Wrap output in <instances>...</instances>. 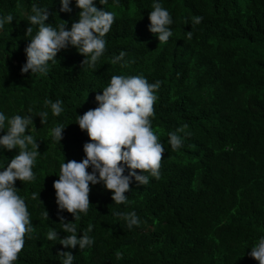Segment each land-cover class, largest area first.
<instances>
[{"label":"trees","instance_id":"trees-1","mask_svg":"<svg viewBox=\"0 0 264 264\" xmlns=\"http://www.w3.org/2000/svg\"><path fill=\"white\" fill-rule=\"evenodd\" d=\"M35 2L48 8L47 23L64 20L70 27L78 20L75 0L71 12H60L59 0ZM95 2L115 15L96 69L82 65L83 55L69 46L46 74L31 76L20 68L33 0H0V14L14 16L0 30V110L9 116L29 108L33 115L48 112L45 123L33 117L36 178L15 181L33 230L14 264H60L59 251L72 252L73 264H258L247 253L264 235V0H162L173 19V35L162 43L148 28L152 0ZM196 15L203 17L199 24L192 23ZM121 50L128 63L113 64ZM115 74L161 82L150 117L165 148L160 176L145 185L133 181L121 204L102 183L90 184L88 212L76 224L78 235L93 225L94 244L66 248L45 238L50 227L60 231L52 182L63 159L85 155L89 137L75 123L76 113L96 107V93ZM46 98L60 99L64 111L52 115ZM56 123L66 125L60 144L49 136ZM184 125L183 145L173 150L168 133ZM16 152L3 150L0 164ZM117 211H135L140 224L129 228ZM62 215L73 220L66 210Z\"/></svg>","mask_w":264,"mask_h":264},{"label":"clouds","instance_id":"clouds-1","mask_svg":"<svg viewBox=\"0 0 264 264\" xmlns=\"http://www.w3.org/2000/svg\"><path fill=\"white\" fill-rule=\"evenodd\" d=\"M107 3L108 0H99L101 5ZM59 5L60 12L72 11V0H59ZM75 6L80 9L78 20L67 27L64 20L61 23H47L50 15L48 8L33 0L31 11L27 14L29 26L26 29V35L31 38L24 48L26 60L20 68L21 73L31 76L46 74L49 62H55L57 53L69 46L75 47L83 55L82 65L96 69L97 61L106 50L105 34L110 31L115 15L105 7L98 8L95 0H75ZM148 18L149 31L158 38L159 43L167 42L173 35L170 27L173 19L168 9L162 6V0H152ZM13 19L12 14H0V30ZM202 19V16L196 15L192 23L199 24ZM33 26L36 27L34 34ZM186 35L191 39L193 33L186 31ZM125 55V51L121 50L118 55H113L112 63H128L124 60ZM160 84L159 80L149 82L143 75H111L102 92L95 95L97 106L83 114L76 113L75 123L86 131L89 140L83 144L85 155L81 160L65 162L63 159L59 164V171L55 174L58 179L53 180L52 186L55 189L60 231L50 227L45 234L47 240L57 241L66 248L79 246V250L94 244V237L89 235L93 225L89 224L78 235L76 224L80 214L88 212L90 184L102 183L111 191L112 201L121 204L128 200L126 193L130 191L133 181L137 185H145L150 177L159 178L165 148L152 129L150 117ZM44 103L54 116L64 111L60 99L53 101L46 98ZM32 111L29 108L25 115L9 116L0 110V153L17 149L10 160L0 164V264H14L24 246L25 234L33 230L26 198L18 194L15 186L17 179L33 181L36 178L33 165L40 152L38 140L32 135V127H35L33 117L38 115L41 123H45L48 112L41 110L33 115ZM65 127L63 123H56L49 129L50 139L60 144ZM185 128L187 125L168 133V144L173 150L183 145L181 133ZM37 195L32 192L31 199H36ZM65 210L72 214L73 220L69 221L62 215ZM114 214L121 217L129 228L141 222L135 211H117ZM42 215L48 218L45 208ZM61 231L65 235L61 236ZM247 254L258 264H264V235L258 238ZM57 255L60 264H73L72 252L59 251Z\"/></svg>","mask_w":264,"mask_h":264},{"label":"rangeland","instance_id":"rangeland-1","mask_svg":"<svg viewBox=\"0 0 264 264\" xmlns=\"http://www.w3.org/2000/svg\"><path fill=\"white\" fill-rule=\"evenodd\" d=\"M22 10V9H21ZM21 10H20V12H21Z\"/></svg>","mask_w":264,"mask_h":264}]
</instances>
